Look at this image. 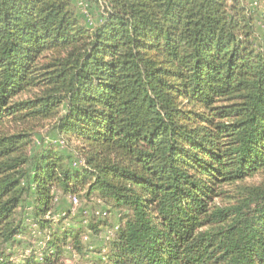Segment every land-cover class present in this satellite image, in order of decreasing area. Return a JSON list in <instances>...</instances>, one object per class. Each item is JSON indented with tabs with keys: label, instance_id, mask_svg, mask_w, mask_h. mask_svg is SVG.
Returning <instances> with one entry per match:
<instances>
[{
	"label": "trees",
	"instance_id": "trees-1",
	"mask_svg": "<svg viewBox=\"0 0 264 264\" xmlns=\"http://www.w3.org/2000/svg\"><path fill=\"white\" fill-rule=\"evenodd\" d=\"M90 2L92 26L74 0H0V264H71L107 223L64 227L57 193L120 213L90 264H264V180L247 183L264 176V0ZM46 122L63 145L37 144ZM30 219L42 247L17 259Z\"/></svg>",
	"mask_w": 264,
	"mask_h": 264
},
{
	"label": "rangeland",
	"instance_id": "rangeland-1",
	"mask_svg": "<svg viewBox=\"0 0 264 264\" xmlns=\"http://www.w3.org/2000/svg\"><path fill=\"white\" fill-rule=\"evenodd\" d=\"M77 6V11L80 16L86 19L89 25H94L96 21L101 20V16L99 11L102 9L98 5L93 4L90 0H74ZM247 4L251 10L256 9V0H247ZM262 8H259L256 13V26L257 32L259 35L258 41L264 40L263 33L264 29L262 26ZM26 96V94H25ZM53 122H46L45 126L40 129V133L37 135V144L40 142H48L52 141L54 143L63 145V141L60 140L56 130L54 129ZM81 163V161H79ZM76 165V163H73ZM264 180V176L258 175L255 178L249 179L247 181L248 184H257L260 181ZM231 194V192H229ZM75 199L73 200L68 196H61L60 193H57V202L55 207L53 208L54 216L59 218L66 214H70V217L66 218L64 221V227L66 228H76L78 226L77 223L82 222L80 224H87L88 219L91 218L94 214L97 217L101 218L100 220L106 222V224L100 225V232L98 234L93 233V231L89 228L83 232L84 244L85 248L83 253H79L76 250H73L71 247L66 248V262L71 264H90L95 257H98L104 254L103 250L106 247V242L112 236L111 223L115 226L119 223L120 213L117 210H112L108 212L106 209L104 202H102L99 198L94 197L90 200L83 199L82 201L78 200L75 203ZM218 202L223 203L221 199ZM31 213V208H28L25 215ZM107 216L109 217L107 219ZM106 218V219H105ZM111 222V223H110ZM31 224L28 228L31 230L33 235L25 234L19 236L22 240V247L16 246L12 249L15 252L17 259H22L21 255H25L30 252V248H40L42 247V239L39 235V229L36 223L30 219L27 222ZM79 224V225H80ZM41 239V240H40ZM26 249H23V248ZM26 252V253H25Z\"/></svg>",
	"mask_w": 264,
	"mask_h": 264
},
{
	"label": "built area",
	"instance_id": "built-area-1",
	"mask_svg": "<svg viewBox=\"0 0 264 264\" xmlns=\"http://www.w3.org/2000/svg\"><path fill=\"white\" fill-rule=\"evenodd\" d=\"M78 202V200L77 199H75V203H77Z\"/></svg>",
	"mask_w": 264,
	"mask_h": 264
}]
</instances>
